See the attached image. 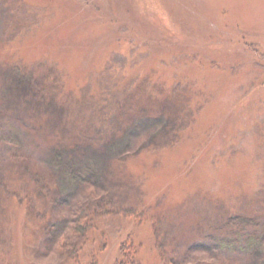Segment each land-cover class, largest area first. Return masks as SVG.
<instances>
[{
    "label": "rangeland",
    "instance_id": "rangeland-1",
    "mask_svg": "<svg viewBox=\"0 0 264 264\" xmlns=\"http://www.w3.org/2000/svg\"><path fill=\"white\" fill-rule=\"evenodd\" d=\"M0 264H264V0H0Z\"/></svg>",
    "mask_w": 264,
    "mask_h": 264
},
{
    "label": "trees",
    "instance_id": "trees-1",
    "mask_svg": "<svg viewBox=\"0 0 264 264\" xmlns=\"http://www.w3.org/2000/svg\"><path fill=\"white\" fill-rule=\"evenodd\" d=\"M75 52V51H74ZM88 176H89V178L90 179H93V180H95V175L93 174V173H90V174H88ZM76 178V177H75ZM75 180V182H76V180H78V178H76V179H74ZM82 211V213H83V215H84V210L83 209H81ZM81 213V214H82ZM80 214V215H81ZM82 216V215H81ZM83 217H86V215L85 216H83ZM78 218V217H77ZM79 220V219H78ZM69 220H65V221H62V222H60L59 223V225L57 226V228L54 230L55 231V234L57 235L58 234V236H61L62 234H64L70 227H68V224H69ZM75 222V221H74ZM81 229H83V227H80ZM79 229V228H78Z\"/></svg>",
    "mask_w": 264,
    "mask_h": 264
}]
</instances>
